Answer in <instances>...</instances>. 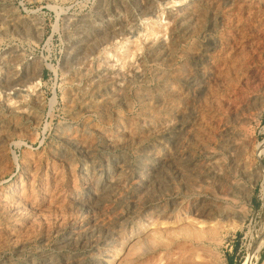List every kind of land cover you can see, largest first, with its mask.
<instances>
[{
	"label": "rangeland",
	"instance_id": "374dc122",
	"mask_svg": "<svg viewBox=\"0 0 264 264\" xmlns=\"http://www.w3.org/2000/svg\"><path fill=\"white\" fill-rule=\"evenodd\" d=\"M0 7V264H43L47 255L60 264H264V0ZM107 79L124 101L83 112L77 98ZM25 166L49 172L51 183L30 189L35 206L8 225ZM87 171L119 185L93 208L72 201L86 194ZM55 187L66 192L59 201ZM200 205L205 214L194 211Z\"/></svg>",
	"mask_w": 264,
	"mask_h": 264
},
{
	"label": "bare ground",
	"instance_id": "6f19581e",
	"mask_svg": "<svg viewBox=\"0 0 264 264\" xmlns=\"http://www.w3.org/2000/svg\"><path fill=\"white\" fill-rule=\"evenodd\" d=\"M195 1V0H194ZM206 1V0H205ZM210 1V0H209ZM201 2V1H200ZM260 3V2H259ZM194 4V3H193ZM192 6V5H191ZM190 6V7H191ZM1 8V7H0ZM187 8V7H186ZM4 10V9H3ZM2 10V11H3ZM173 10V9H172ZM6 11V10H5ZM180 11V10H179ZM183 11V10H182ZM199 11V10H198ZM7 12V11H6ZM187 12V11H186ZM195 12V11H194ZM202 12V11H201ZM249 12V11H248ZM180 13H182V12H180ZM191 14L193 13V12H190ZM179 14V13H178ZM178 14L177 15H175L174 14V16H178ZM184 14V13H183ZM182 14V15H183ZM189 14V13H188ZM188 14H185V16L186 15H188ZM193 14H195V13H193ZM191 15V17H193L194 15ZM179 15H181V14H179ZM5 16V15H4ZM173 16V15H172ZM185 16L183 17L182 16V18L184 19L185 18ZM189 16V15H188ZM0 17H2V16H0ZM181 17V16H180ZM180 17H175L174 19H173V22L174 21H176L177 23H179V22H181L182 21V19L180 18ZM199 18V17H198ZM190 19V18H189ZM193 19V18H192ZM170 20V19H169ZM185 20H186V18H185ZM195 20V19H194ZM186 22V21H185ZM189 22V21H188ZM194 22H196V21H194ZM108 23V22H107ZM183 24H184V22H182ZM190 23V22H189ZM188 23V24H189ZM96 25L95 26H99L100 24L99 23H95ZM181 24V23H180ZM103 25V24H102ZM110 25V24H109ZM172 25V24H171ZM185 25V24H184ZM106 26V25H105ZM175 26V25H174ZM183 26V25H182ZM187 27H188V25H187ZM95 28V27H94ZM101 28V27H100ZM179 28H180V26H179ZM185 28H186V26H185ZM112 29V28H111ZM175 29V28H174ZM102 30V29H101ZM109 30V29H108ZM96 31V30H95ZM104 31V30H103ZM114 31V30H113ZM175 31V30H174ZM193 31V30H192ZM172 37V36H171ZM185 38V37H184ZM166 42V41H165ZM80 43V42H79ZM84 44V43H83ZM174 44V43H173ZM162 46V45H161ZM163 47H165V46H163ZM157 48V47H156ZM172 48V47H171ZM154 50V49H153ZM156 50V49H155ZM167 51H169V50H167ZM172 51V50H171ZM152 51H150V53H151ZM154 52V51H153ZM159 52V51H158ZM165 52H163V54H164ZM148 54V53H147ZM162 54V55H163ZM78 55V54H77ZM156 55V54H155ZM159 55V54H158ZM157 55V56H158ZM154 56V55H153ZM156 56V57H157ZM160 56H161V54H160ZM4 57V56H3ZM160 57L158 56V59H159ZM171 58V57H170ZM154 59V58H153ZM161 59V58H160ZM163 59V58H162ZM6 60V59H5ZM173 60V59H172ZM169 63V62H168ZM138 64V63H137ZM150 68V67H149ZM162 69V68H161ZM168 69V68H167ZM160 72V71H159ZM185 72V71H184ZM162 73V72H161ZM166 73V72H165ZM105 75V74H104ZM109 75V74H108ZM113 75V74H112ZM160 75V74H159ZM172 75H174V74H172ZM126 76V75H125ZM110 77V76H109ZM179 77V76H178ZM182 78H183V76H181ZM111 78V77H110ZM113 78V77H112ZM174 78V77H173ZM89 79V78H88ZM104 79V78H103ZM114 79V78H113ZM163 79V78H162ZM168 79V78H167ZM94 80V79H93ZM110 80H112V79H110ZM110 80H102V81H98V82H94L93 84H91V86H90V88L86 91H83L81 94H80V96L78 97L77 95L79 94H77V95H75L76 97H78L77 98V101L79 102V107L81 108V109H83V112H84V109L85 110H93V112L96 110L97 112L99 111V110H101V109H103L104 108V106L105 105H108V104H115L116 105V103H120V101L123 99V97L121 96V94H116L117 93V91H114V89H112L111 88V81ZM10 81V80H9ZM14 81V80H13ZM203 81H204V79H203ZM11 82V81H10ZM129 82V81H128ZM174 82V81H173ZM112 83H114V82H112ZM141 83V82H140ZM164 83V82H163ZM14 84V83H13ZM9 85V84H8ZM139 85V84H138ZM144 85H146V84H144ZM112 86H114V84L112 85ZM174 86V85H173ZM115 87V86H114ZM176 87V86H175ZM204 88V87H203ZM117 89V88H116ZM119 89V88H118ZM120 89H121V87H120ZM137 89V88H136ZM141 89V88H140ZM170 89V88H169ZM124 90V89H123ZM143 90H144V88H143ZM174 90V89H173ZM81 91V90H80ZM136 91V90H135ZM175 91V90H174ZM153 92V91H152ZM163 92V91H162ZM145 93V92H144ZM175 93V92H174ZM179 93V92H178ZM142 94V93H141ZM166 94V93H165ZM176 94V93H175ZM156 95V94H155ZM169 95V94H168ZM127 96V95H126ZM158 96V95H157ZM73 97V96H72ZM152 97V96H151ZM163 98V97H162ZM69 99V98H68ZM73 99H74V97H73ZM72 99V100H73ZM76 99V98H75ZM74 99V100H75ZM126 99V98H125ZM148 99V98H147ZM154 99V98H153ZM161 99V98H160ZM160 99L158 100V102L160 101ZM37 100V99H36ZM151 100V99H150ZM177 100V99H176ZM123 101H124V99H123ZM123 101H122V104H123ZM164 100L162 99V102H163ZM75 102V101H74ZM126 102H129V101H127V99H126ZM133 102V101H132ZM72 103V102H71ZM150 103V102H149ZM160 104V103H159ZM158 104V105H159ZM162 104V103H161ZM72 105V104H71ZM118 105H120V104H118ZM127 105H129L128 103H127ZM132 105V104H131ZM167 105V104H166ZM161 106V105H160ZM115 107V106H114ZM117 107V106H116ZM143 107V106H142ZM159 108V107H158ZM173 108V107H172ZM79 109V108H78ZM143 109V108H142ZM146 109V108H145ZM169 109V108H168ZM167 109V110H168ZM119 110V109H118ZM129 110H131V109H129ZM78 111V110H77ZM106 111V110H105ZM105 111H102V112H105ZM69 112V111H68ZM100 112V111H99ZM119 113V112H118ZM153 113V112H152ZM103 114V113H102ZM112 114V113H111ZM120 114V113H119ZM33 115V112H32V114H31V116ZM105 115H106V113H105ZM107 115H108V111H107ZM123 115V114H122ZM5 116V115H4ZM69 116H71V115H69ZM100 116H102V115H100ZM140 116V115H139ZM174 116V115H173ZM33 117H37V116H33ZM116 117V116H115ZM118 117V116H117ZM120 117V116H119ZM16 118V117H15ZM125 118V117H124ZM152 118V117H151ZM36 119V118H35ZM87 119V118H86ZM118 119V122H119V118H117ZM123 119V118H122ZM122 119L120 120V121H122ZM132 119H134V118H132ZM170 119V118H169ZM102 120V119H101ZM154 120V119H153ZM167 120V119H166ZM171 120V119H170ZM12 121V120H11ZM72 121V120H71ZM132 121V120H131ZM136 121V120H135ZM145 121V120H144ZM171 121H173V120H171ZM182 121V120H181ZM134 122V121H133ZM177 122V121H176ZM87 123V122H86ZM119 123H121V122H119ZM145 123V122H144ZM173 123H175V121L174 122H172V124ZM16 124V123H15ZM136 124V123H135ZM134 124V125H135ZM139 124V123H138ZM186 123H180V124H177V126H176V128H178L179 130H182L183 131V129L186 127V125H185ZM9 125V124H8ZM19 125H20V123H19ZM86 125V124H85ZM124 125V124H123ZM161 126H162V124H160ZM131 126V125H130ZM172 126H174V124L172 125ZM171 126V127H172ZM4 127V126H3ZM65 127V126H64ZM69 127V126H68ZM111 127V126H110ZM175 127V126H174ZM67 128V127H66ZM70 128V127H69ZM73 128V127H72ZM75 129H76V127H74ZM73 128V129H74ZM85 128V127H84ZM84 128L82 129V130H84ZM112 128V127H111ZM110 128V129H111ZM123 128V127H122ZM125 128V127H124ZM123 128V129H124ZM156 128V127H155ZM175 128V129H176ZM68 129V128H67ZM71 129V128H70ZM70 129H68L69 131H70ZM90 129V128H89ZM109 129V130H110ZM136 129V128H135ZM172 129V128H171ZM174 129V130H175ZM187 129V128H186ZM64 130V129H63ZM72 130V129H71ZM78 130V129H77ZM118 130H120V129H118ZM125 130V129H124ZM147 130V129H146ZM157 130V129H156ZM173 130V131H174ZM179 130H178V132H179ZM85 131V130H84ZM89 131V130H88ZM108 131V130H107ZM129 132H130V130H128ZM187 131V130H186ZM63 132V131H62ZM125 132V131H124ZM129 132H128V134H129ZM132 133L134 132L133 131V127H132V131H131ZM139 132V131H138ZM158 132V131H157ZM160 132V131H159ZM158 132V133H159ZM64 133H66V132H64ZM70 133H72V132H70ZM82 133V132H81ZM80 133V134H81ZM109 133V132H108ZM126 133H127V131H126ZM132 133L130 134L131 136H134V135H132ZM175 133H176V131H175ZM180 133H181V131H180ZM67 134H68V132H67ZM73 134H75V133H73ZM83 134V133H82ZM91 134H92V132H91ZM128 134H126L127 135V138H128ZM135 134V133H134ZM149 134V133H148ZM172 134V133H171ZM185 134V133H184ZM63 135V134H62ZM61 135V136H62ZM76 135L77 134H75V137L74 138H77V139H79L78 137H76ZM84 135V134H83ZM102 135V134H101ZM122 135V134H121ZM140 135V134H139ZM66 136H68V135H66ZM86 136V135H85ZM94 136V135H93ZM108 136V135H107ZM111 136V135H110ZM114 136V135H113ZM135 136H136V134H135ZM174 136V135H173ZM176 136V135H175ZM184 136V135H183ZM183 136H181V137H183ZM6 137V136H5ZM72 137V136H71ZM89 137V136H88ZM88 137H87V139H88ZM120 137V136H119ZM141 137V136H140ZM66 138V137H65ZM69 139H72V138H70V137H68ZM67 138V139H68ZM91 138V137H90ZM89 138V139H90ZM126 138V137H125ZM129 138H130V136H129ZM134 138V137H133ZM143 138V137H142ZM178 138V137H177ZM81 139H82V137H81ZM81 139H79V140H81ZM86 138L84 137V141L85 142H87L88 140L86 139ZM110 139V138H109ZM118 139V138H117ZM121 139V138H120ZM119 139V140H120ZM124 139V138H123ZM144 139V138H143ZM181 139V138H180ZM233 139V138H232ZM238 139V138H237ZM146 140V139H145ZM159 140V139H158ZM173 140V139H172ZM234 140V139H233ZM241 140H243V138L241 139ZM83 141V140H82ZM81 141V142H82ZM110 141H113V140H110ZM67 142H70V141H67ZM80 142V141H79ZM96 142V141H95ZM122 142H123V140H122ZM121 142V143H122ZM125 142V141H124ZM136 142V141H135ZM235 142V141H234ZM242 142V141H241ZM71 143V142H70ZM83 143V142H82ZM89 143V142H88ZM115 143V142H114ZM117 143V142H116ZM73 144V143H72ZM71 144V145H72ZM78 144V143H77ZM83 144H87V143H83ZM90 144V143H89ZM107 144H109V143H107ZM147 144H149V143H147ZM152 144V143H151ZM235 144V143H234ZM237 144V143H236ZM238 144H239V142H238ZM67 145V144H66ZM70 145V146H71ZM75 145V144H74ZM88 145V144H87ZM115 145V144H114ZM117 145H118V143H117ZM120 145V144H119ZM123 145V144H122ZM180 145V144H179ZM241 145H243V143L241 144ZM78 146V145H77ZM83 146V145H82ZM132 146V145H131ZM150 146V145H149ZM160 146V145H159ZM165 146V145H164ZM178 146V145H177ZM67 147V146H66ZM87 148L89 147V146H86ZM93 147V146H92ZM112 147H114V146H112ZM233 147V146H232ZM236 147V146H235ZM90 148V147H89ZM88 148V149H89ZM139 148V147H138ZM158 148V147H157ZM161 148V147H160ZM181 148V147H180ZM74 149V148H73ZM77 149V148H76ZM78 149H80V148H78ZM92 148H90V150H91ZM171 149V148H170ZM84 150V149H83ZM92 150H95V149H92ZM121 150V149H120ZM126 150V149H125ZM135 150V149H134ZM133 150V151H134ZM155 150V149H154ZM169 150V149H168ZM67 151H68V149H67ZM70 151V150H69ZM96 151V150H95ZM98 151V150H97ZM122 151V150H121ZM137 152V151H136ZM147 152H148V150H147ZM160 152V151H159ZM87 153V152H86ZM92 153V152H91ZM122 153V152H121ZM128 153V152H127ZM126 153V154H127ZM149 153V152H148ZM154 151H151L150 152V154L153 156L154 155ZM64 154V153H63ZM76 154V153H75ZM88 154V153H87ZM124 154V153H123ZM172 154V153H171ZM41 155V154H40ZM42 155H43V153H42ZM62 155V154H61ZM120 155H122V154H120ZM157 155V154H156ZM155 155V156H156ZM107 156V155H106ZM149 156V155H148ZM158 156V155H157ZM170 156V155H169ZM172 156V155H171ZM170 156V157H171ZM177 156V155H176ZM68 157V156H67ZM91 157V159H92V155L90 156ZM111 157V156H110ZM32 158V157H31ZM39 158V157H38ZM88 158V157H87ZM93 158H95V157H93ZM101 158V157H100ZM103 158V157H102ZM105 158V157H104ZM148 158V157H147ZM157 158V157H156ZM161 158V157H160ZM159 157L157 158V159H159L161 162H162V158L160 159ZM187 158V157H186ZM151 160H152V158H150ZM154 159V158H153ZM165 159V158H164ZM178 159V158H177ZM94 160V159H93ZM92 160V161H93ZM105 160V159H104ZM119 160V159H118ZM122 160V159H121ZM123 160H126L125 158L123 159ZM128 160V159H127ZM49 161V160H48ZM91 161V160H90ZM91 161V162H92ZM98 161V160H97ZM100 161V160H99ZM102 161V160H101ZM145 161V160H144ZM164 161V160H163ZM5 162V161H4ZM39 162V161H38ZM82 162V161H81ZM95 161H93L92 163H94ZM110 162V161H109ZM125 162V164H126V162L127 161H124ZM132 162V161H131ZM142 162V161H141ZM146 162H147V160H146ZM146 162H143L142 164L144 165L143 166V168L145 167V172L147 173V175L148 174H150L148 171H151L150 169H152L151 167H150V165L148 164V162L146 163ZM90 163V162H89ZM88 163V164H89ZM105 163V162H104ZM108 163V162H107ZM35 165L37 164V163H34ZM96 164V163H95ZM97 164H99V163H97ZM121 164H123V163H121ZM136 164V163H135ZM159 164V163H158ZM1 165V164H0ZM28 165H30V164H28ZM42 165V164H41ZM110 165V164H109ZM124 165V164H123ZM122 165V166H123ZM127 165H129L128 163H127ZM162 165H164V164H162ZM33 166V165H32ZM32 166H27L28 168H29V176L27 177V178H25L24 179V181H22V180H20L19 182H20V184H19V187H17V188H15V189H13L12 190V193H11V196H10V198L12 199V205H13V208L11 209V211H10V214H8V216L7 217H5L6 218V221H7V224L8 225H15L18 221H20L21 220V218L23 217V215L26 213L25 211H26V209L28 208V207H30V208H32V207H34L35 206V204H36V201H35V198L32 196V195H30V193L29 192H31L30 191V189L31 190H33L34 189V187L36 186V185H40V186H44L45 184L47 185V187H49L50 186V180H49V175H48V173L49 172H41L39 169H37L36 167H34V168H32ZM37 166V165H36ZM71 166V165H70ZM73 166V165H72ZM90 166V165H89ZM101 166V165H100ZM26 167V166H25ZM26 167V168H27ZM38 167V166H37ZM55 167H56V165H55ZM69 167V166H68ZM92 167V166H91ZM96 167V166H95ZM102 167V166H101ZM116 167V166H115ZM121 167V166H120ZM124 167V166H123ZM158 167V166H157ZM36 168V169H35ZM42 168V167H41ZM74 168V167H73ZM86 168V167H85ZM88 168V167H87ZM86 168V169H87ZM97 169H98V166L96 167ZM96 168H94V169H96ZM122 168V167H121ZM121 168H119V170L121 169ZM125 169H126V167H124ZM131 168V167H130ZM158 168H160V167H158ZM62 169V168H61ZM89 169V168H88ZM94 169H93V171H94ZM101 169V168H100ZM111 169V168H110ZM123 169V168H122ZM134 169V168H133ZM142 169V168H141ZM69 170V169H68ZM91 170V169H90ZM109 170V169H108ZM127 170H129V169H127ZM126 170V171H127ZM132 170V169H131ZM143 170V169H142ZM152 170H154V169H152ZM157 170V169H156ZM161 170V169H160ZM43 171V170H42ZM47 171V170H46ZM63 171V170H62ZM70 171H72V170H70ZM102 171H103V169H102ZM123 171L125 172V170L123 169ZM163 171V170H162ZM161 171V172H162ZM59 172V171H58ZM61 172V171H60ZM100 172V171H99ZM119 172L120 171H118V174H119ZM123 172V173H124ZM154 172H155V170H154ZM153 172V173H154ZM157 172V171H156ZM56 174H57V172H55ZM71 173V172H70ZM101 173V172H100ZM100 173H98V174H100ZM123 173H121V174H123ZM126 173V172H125ZM124 173V174H125ZM152 173V172H151ZM152 173V174H153ZM157 173H159V172H157ZM97 174V173H96ZM96 174H95V172H89V171H87V172H85V181H86V191H85V195L84 196H80L79 194H78V192H77V194L75 195V192H74V197H73V200L72 201H74L76 204H80V205H82V206H86V207H91V208H93L92 207V205L94 206V204L96 205V203H98L99 201L100 202H102V198H104V196L106 195V197H107V191L109 190V191H113V189L111 190V186H112V184H117V183H115L113 180H114V177L113 178H111L110 180L107 178V180L108 181H104V180H102V181H104V182H101L100 180H99V176L101 177L102 175H99L98 177L96 176ZM108 174H109V171H108ZM121 174H119V176H121V177H123ZM123 174V175H124ZM144 174H142V176H143ZM54 176V175H53ZM60 176V178H62L61 176L62 175H59ZM113 176V175H112ZM118 176V177H119ZM152 176V175H151ZM103 177V176H102ZM155 177V176H154ZM161 177V176H160ZM52 178V177H51ZM117 178V177H116ZM128 178V177H127ZM152 178V177H151ZM54 179V178H53ZM101 179V178H100ZM103 179V178H102ZM145 179V178H144ZM150 178L148 177V180H149ZM47 180V181H46ZM52 180V179H51ZM58 180H59V178H58ZM116 180V179H115ZM122 180H123V178H122ZM146 180H147V178H146ZM153 180H154V178L152 179V182H153ZM156 180V179H155ZM117 181L120 183V181H121V178H117ZM116 181V182H117ZM150 181V180H149ZM148 181V182H149ZM47 182V183H46ZM56 182H57V179H56ZM85 183V182H84ZM143 183H144V181H143ZM150 183V182H149ZM58 184V183H57ZM154 184V183H153ZM80 185V184H79ZM118 185V184H117ZM144 185V184H143ZM146 185H147V183H146ZM148 185H150V184H148ZM116 185H114V187H115ZM119 186V185H118ZM74 187V186H73ZM46 188V187H45ZM59 188V187H58ZM115 189V188H114ZM117 189V188H116ZM115 189V190H116ZM140 190V189H139ZM74 191V190H73ZM76 191V190H75ZM33 192V191H32ZM149 192V191H148ZM66 193V192H65ZM64 192H63V190H59V189H57L56 187H55V189H54V191L52 192V197H53V199L54 200H58L59 198H61L64 194H65ZM72 193V192H71ZM114 193V192H113ZM152 193V192H151ZM47 194H48V192H47ZM83 194V193H82ZM116 194H118V193H116ZM120 194H121V192H120ZM70 195H72V194H70ZM109 195H110V192H109ZM117 196V195H116ZM65 197H66V195H65ZM72 197V196H71ZM111 197H112V195H111ZM122 197V196H121ZM9 198V197H8ZM64 198V197H63ZM68 198V197H67ZM119 198V197H118ZM50 200H51V202H52V198L50 197L49 198ZM49 199H48V201H49ZM117 199V198H116ZM41 200V199H40ZM53 200V201H54ZM62 200V199H61ZM110 200V199H109ZM59 201V200H58ZM63 201V200H62ZM65 201V200H64ZM104 201V200H103ZM107 201V200H106ZM40 202V201H39ZM43 202V201H42ZM99 202V203H100ZM119 202V201H118ZM55 203V202H54ZM60 203H61V201H60ZM64 202H62V204H63ZM38 204V203H37ZM71 204H72V202H71ZM74 204V203H73ZM198 204V203H197ZM75 205V204H74ZM174 205V207H172V208H169L168 210H165V211H163V213H170V215H169V217L173 214V213H175V210H177L178 208H176V206L177 205H175V204H173ZM205 205V204H204ZM1 206V205H0ZM40 206V205H39ZM62 206V205H61ZM72 206V205H71ZM98 206H99V204H98ZM195 206V205H194ZM205 207V206H204ZM37 208V207H36ZM42 208V207H41ZM59 208V207H58ZM94 208H96V207H94ZM202 208H203V205H202ZM224 208V207H223ZM69 209V208H68ZM167 209V208H166ZM211 209V208H210ZM228 209V208H227ZM34 210V209H33ZM42 210V209H41ZM48 210V209H47ZM50 210H51V207H50ZM66 210V209H65ZM92 210V209H91ZM93 210H96V209H93ZM203 209H201V205H200V208H199V206L198 207H194V211L196 212H199V213H203V214H205L206 213V210H205V212L204 211H202ZM1 211V210H0ZM38 211V210H37ZM90 211V210H89ZM209 211V210H208ZM31 212V211H30ZM88 212V211H87ZM196 212V213H197ZM228 211L226 210V207H225V210H222V212L221 213H223V214H226ZM8 213V212H7ZM162 213V212H161ZM208 213H210V212H208ZM43 215V214H42ZM45 215V214H44ZM160 215V214H159ZM37 216V215H36ZM48 217H50V216H48ZM95 217V216H94ZM172 217V216H171ZM178 217V216H177ZM35 218V217H34ZM33 218V219H34ZM42 218V217H41ZM46 219V218H45ZM49 219V218H48ZM85 219V218H84ZM95 219V218H94ZM38 220V219H37ZM76 220V219H75ZM87 220V219H86ZM99 220H100V218H99ZM127 220V219H126ZM126 220H124V221H126ZM34 221V220H33ZM38 222V221H37ZM89 222V221H88ZM102 222V221H101ZM104 222V221H103ZM19 223V222H18ZM17 223V224H18ZM86 223V222H85ZM125 223V222H124ZM20 224V223H19ZM126 224V223H125ZM7 225V226H8ZM89 225V223L87 224V226ZM97 225V224H96ZM119 225V224H118ZM40 226V225H39ZM81 226H83V225H81ZM91 226V225H90ZM92 226H93V224H92ZM106 226V225H105ZM123 226V225H122ZM8 227H10V226H8ZM28 227V226H27ZM65 227V226H64ZM85 228L84 229H86V228H88V227H86V224H85V226H84ZM118 227H120V226H118ZM29 228V227H28ZM80 228V227H79ZM83 228V227H82ZM91 228V227H90ZM3 229V228H2ZM12 229H13V227H12ZM14 229H16V228H14ZM38 229V228H37ZM117 229V228H116ZM120 229V228H119ZM80 230V229H79ZM78 230V231H79ZM87 230V229H86ZM86 230H81V231H83V232H85L86 233ZM12 231V230H11ZM10 231V232H11ZM14 231V230H13ZM89 231V230H88ZM92 231H94L93 229H92ZM91 231V232H92ZM98 231H100V230H98ZM117 232H118V230H116ZM73 232H74V230H73ZM77 232V231H76ZM16 233V232H15ZM23 233V232H22ZM78 233V237L76 236V233H75V236L77 237V240L76 241H82L83 239V235H81L80 236V234H79V232H77ZM87 233H89V232H87ZM93 233V232H92ZM91 233V234H92ZM104 233H107V232H104ZM120 233V232H119ZM11 234V233H10ZM19 234V233H18ZM17 234V235H18ZM70 235H72V234H70ZM70 235H69V237H70ZM90 234H88V236H89ZM99 235V234H98ZM115 235V234H114ZM9 236V235H8ZM12 236V235H11ZM15 236V235H14ZM68 236V235H67ZM85 236H86V234H85ZM73 237H74V233H73ZM76 237H74V238H76ZM94 237H96L97 238V236L95 235ZM71 238H72V236H71ZM70 238V239H71ZM86 238V237H85ZM98 238H100L99 236H98ZM111 238V237H110ZM19 239V238H18ZM88 239V238H87ZM103 239V238H102ZM5 240V239H4ZM14 240V239H13ZM10 241V240H9ZM70 241H72V239L70 240ZM86 241V240H85ZM96 241H97V239H96ZM119 241V240H118ZM73 242H75V240L73 241ZM88 242V241H87ZM6 243V242H5ZM81 243V242H80ZM85 244H86V242H84ZM110 243V242H109ZM114 243V242H113ZM77 244V243H76ZM105 244V243H104ZM23 245V244H22ZM106 245H108V244H106ZM16 246V245H15ZM74 246V245H73ZM115 246V245H114ZM0 247H1V245H0ZM4 247V246H3ZM110 248V247H109ZM19 249V248H18ZM103 250V249H102ZM107 250V249H106ZM2 251V250H1ZM23 251V250H22ZM53 252V251H52ZM96 253V252H95ZM40 255H41V253H40ZM106 257V256H105ZM44 259V263L43 264H60L59 263V260L57 261V260H54L53 259V257H51V256H48L47 255V257H45V258H43ZM36 260V259H35ZM4 261V260H3ZM12 261V260H11ZM14 262V261H13ZM16 263V262H15ZM35 263V262H34ZM61 263H62V261H61ZM14 264V263H13ZM79 264V263H78ZM92 264H103L102 263V261L99 259V260H96L95 259V261H93L92 262Z\"/></svg>",
	"mask_w": 264,
	"mask_h": 264
}]
</instances>
